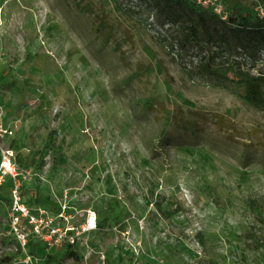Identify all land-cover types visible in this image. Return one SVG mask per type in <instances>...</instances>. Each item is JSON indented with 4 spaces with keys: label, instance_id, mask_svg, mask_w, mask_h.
<instances>
[{
    "label": "rangeland",
    "instance_id": "rangeland-1",
    "mask_svg": "<svg viewBox=\"0 0 264 264\" xmlns=\"http://www.w3.org/2000/svg\"><path fill=\"white\" fill-rule=\"evenodd\" d=\"M159 12L0 0V264H264V112Z\"/></svg>",
    "mask_w": 264,
    "mask_h": 264
},
{
    "label": "trees",
    "instance_id": "trees-1",
    "mask_svg": "<svg viewBox=\"0 0 264 264\" xmlns=\"http://www.w3.org/2000/svg\"><path fill=\"white\" fill-rule=\"evenodd\" d=\"M258 2L264 5V0L251 3L233 0L229 21L225 22L194 0H156L160 15L177 19V38L182 48L199 52L197 73L220 82L222 87L244 86V92L239 95L242 102L264 112V18L254 12ZM176 9H186L197 19L181 22ZM218 42L220 46H216ZM242 53L253 57L252 69L256 68L257 56H262L263 68L254 74L244 69L243 62L232 60Z\"/></svg>",
    "mask_w": 264,
    "mask_h": 264
},
{
    "label": "built area",
    "instance_id": "built-area-1",
    "mask_svg": "<svg viewBox=\"0 0 264 264\" xmlns=\"http://www.w3.org/2000/svg\"><path fill=\"white\" fill-rule=\"evenodd\" d=\"M196 4L202 7L205 10L212 12L221 20L228 22L230 18V10H229V0H194ZM258 1V0H255ZM255 14L263 19L264 18V5L258 2L257 7L254 9ZM4 134H8L7 131L3 132ZM0 173H2V179L4 177L16 178V163L13 152L7 151L2 152L1 155V163H0ZM14 200L16 205L18 206L20 200L18 196V191L16 190L14 193ZM22 211V210H21ZM33 260L31 257H27L25 259V264H32Z\"/></svg>",
    "mask_w": 264,
    "mask_h": 264
},
{
    "label": "bare ground",
    "instance_id": "bare-ground-1",
    "mask_svg": "<svg viewBox=\"0 0 264 264\" xmlns=\"http://www.w3.org/2000/svg\"><path fill=\"white\" fill-rule=\"evenodd\" d=\"M90 228H91V229H95V228H96V223H95L94 219L91 220Z\"/></svg>",
    "mask_w": 264,
    "mask_h": 264
}]
</instances>
